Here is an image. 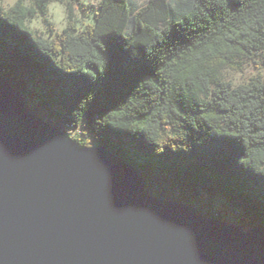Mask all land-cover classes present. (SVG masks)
<instances>
[{
	"label": "trees",
	"instance_id": "obj_1",
	"mask_svg": "<svg viewBox=\"0 0 264 264\" xmlns=\"http://www.w3.org/2000/svg\"><path fill=\"white\" fill-rule=\"evenodd\" d=\"M81 1L0 5V73L39 115L79 129L78 145L132 161L150 193L264 225V78L222 76L264 63V0H100L78 27ZM52 2L67 23L46 38L27 19Z\"/></svg>",
	"mask_w": 264,
	"mask_h": 264
},
{
	"label": "water",
	"instance_id": "obj_2",
	"mask_svg": "<svg viewBox=\"0 0 264 264\" xmlns=\"http://www.w3.org/2000/svg\"><path fill=\"white\" fill-rule=\"evenodd\" d=\"M28 101L0 73V264H264V225L150 193L132 161Z\"/></svg>",
	"mask_w": 264,
	"mask_h": 264
},
{
	"label": "rangeland",
	"instance_id": "obj_3",
	"mask_svg": "<svg viewBox=\"0 0 264 264\" xmlns=\"http://www.w3.org/2000/svg\"><path fill=\"white\" fill-rule=\"evenodd\" d=\"M100 0H82L80 3V8L76 11V16L74 17L76 24L78 27H84V25L88 22L92 21L93 12L97 9L98 2ZM15 0H0V5L4 9L9 8ZM29 0H25L27 4ZM132 6L134 7H142L149 0H131ZM67 23L65 9L62 4L57 2H52L48 6V12L44 16H35L34 18L27 19V24L32 28L33 31H36L46 38L53 37L55 32L62 30ZM243 70L235 71L224 69L222 71V76L224 80L229 81L234 86L238 84H244L248 82L253 77L264 78V63L262 58H256L255 61H247L244 62ZM30 110L36 112V110L32 107V102L28 101V105ZM37 113V112H36ZM48 122L57 125L53 122L49 117L41 115ZM59 126V125H57ZM60 128V127H59ZM66 132L73 138L74 136H81V132L79 129L74 130L72 127H66ZM216 204L222 205V207H227L225 201L221 198L215 199ZM210 213V211H208ZM224 219L230 220V217L224 216Z\"/></svg>",
	"mask_w": 264,
	"mask_h": 264
},
{
	"label": "built area",
	"instance_id": "obj_4",
	"mask_svg": "<svg viewBox=\"0 0 264 264\" xmlns=\"http://www.w3.org/2000/svg\"><path fill=\"white\" fill-rule=\"evenodd\" d=\"M217 208H219V206H216ZM223 210H225V209H223Z\"/></svg>",
	"mask_w": 264,
	"mask_h": 264
}]
</instances>
